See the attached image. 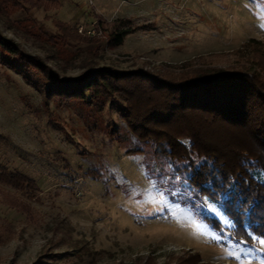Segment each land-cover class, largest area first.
Here are the masks:
<instances>
[{"label": "rangeland", "instance_id": "obj_1", "mask_svg": "<svg viewBox=\"0 0 264 264\" xmlns=\"http://www.w3.org/2000/svg\"><path fill=\"white\" fill-rule=\"evenodd\" d=\"M118 20L137 31L112 47ZM0 32L60 78L241 68L251 63L242 47L264 44V0H0ZM2 55L0 162L37 191L0 185V264H264V251L242 254L261 249L256 234L235 238L234 222L191 185L184 195L183 182L157 183L176 166L185 176L186 163L137 141L114 103L48 100Z\"/></svg>", "mask_w": 264, "mask_h": 264}, {"label": "trees", "instance_id": "obj_2", "mask_svg": "<svg viewBox=\"0 0 264 264\" xmlns=\"http://www.w3.org/2000/svg\"><path fill=\"white\" fill-rule=\"evenodd\" d=\"M20 1L49 8L59 0ZM55 25L63 33L70 32L62 22ZM136 31L129 20L116 21L110 45H123ZM241 51L251 58L241 68L189 71L185 64L178 72H151L98 67L77 77L60 78L0 32L3 59L44 91L46 99L90 105L106 99L118 107L127 131L137 141L159 145L172 161L191 159L201 165H192L189 180L195 189L211 194L221 180L234 181L232 198L221 207L234 221L235 238L249 240L250 234L264 235V44L251 39ZM209 179L211 186L206 183ZM0 185L26 194L37 191L33 180L1 162ZM242 205L251 210L242 212ZM215 221L209 219L214 226Z\"/></svg>", "mask_w": 264, "mask_h": 264}, {"label": "snow or ice", "instance_id": "obj_3", "mask_svg": "<svg viewBox=\"0 0 264 264\" xmlns=\"http://www.w3.org/2000/svg\"><path fill=\"white\" fill-rule=\"evenodd\" d=\"M142 163H147L150 165V162H142ZM196 164L195 161L193 160H189L185 165V169L186 171V175L185 176H181L179 174V166H176L173 171L176 173L175 175H169L167 173H163L162 170V174L159 175V177L156 178L157 183L159 181H165V182H171L172 180L179 182H183L185 184V189H184V195H191L192 194V188H189L188 185L191 184V181L187 179L188 176L191 175V172L193 171L192 165ZM169 168H173V164L169 163L168 165ZM201 167V165L196 164V168ZM153 178L150 177V181ZM231 177L228 178V181H231ZM206 183L209 184V186L212 185V179H209L206 181ZM153 187H156V185L154 184ZM193 188L195 186H192ZM196 193H198L197 198L199 199L200 195H203L205 200H208L211 202V206H210V210L214 212V214L216 212H219L221 215H224L225 217H228V214L224 211V209L220 206L222 203L227 202L228 200H230L232 198V193L234 191V181L233 182H225L223 180H221L220 184H218L215 187H212V191L211 194L208 193H203L201 192L200 189H195ZM131 193H129L130 195ZM164 193L161 192V195H163ZM174 195L177 193H173ZM251 208L249 207H244L243 205L241 206V211L242 212H248L250 211ZM234 222V221H232ZM259 240L260 244H261V249L257 250L254 247L252 248H248L246 250L243 251V255H250L254 252L257 251H264V235H253V240Z\"/></svg>", "mask_w": 264, "mask_h": 264}, {"label": "built area", "instance_id": "obj_4", "mask_svg": "<svg viewBox=\"0 0 264 264\" xmlns=\"http://www.w3.org/2000/svg\"><path fill=\"white\" fill-rule=\"evenodd\" d=\"M81 30H82V28H81ZM81 30H80V31H81Z\"/></svg>", "mask_w": 264, "mask_h": 264}]
</instances>
